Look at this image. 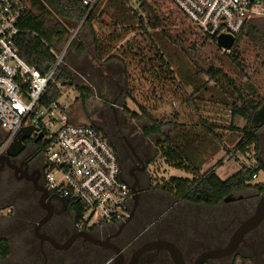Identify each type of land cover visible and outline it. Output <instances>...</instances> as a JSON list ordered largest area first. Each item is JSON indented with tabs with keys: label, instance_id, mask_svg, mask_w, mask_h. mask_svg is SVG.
I'll use <instances>...</instances> for the list:
<instances>
[{
	"label": "trees",
	"instance_id": "1",
	"mask_svg": "<svg viewBox=\"0 0 264 264\" xmlns=\"http://www.w3.org/2000/svg\"><path fill=\"white\" fill-rule=\"evenodd\" d=\"M169 1L173 4L171 0ZM27 2L31 5V10L21 23L22 34L16 41V47L20 57L41 73L48 74L55 67L57 59L52 50L56 53L60 52V47L71 35L72 27L83 23L91 30L96 62L119 61L125 68L127 63H133V58L141 55L138 64L143 65L145 74L152 73L158 82L177 86L171 92L194 112V115L188 117V125L180 122L178 118L170 121L155 120L147 108L141 109L143 117L153 124L151 128H143L145 136H158L162 139L156 144L160 158L167 166L192 175V178L170 177L167 182L161 184L160 190L166 196L169 194L177 202L215 206L234 192L250 188H257L260 193L264 192V185L252 184L254 176L264 171V163L257 154L256 165H244L238 174L226 181L217 174L216 169L219 166L205 173L200 172L202 164L198 160L199 142L205 143L207 138L214 139L219 144L223 142L214 134L213 127L206 118L199 116L195 118L200 106L204 104L218 105L223 109L230 107L234 117L244 119L251 118L262 107L263 100H259L255 85L249 80L246 81L247 74L240 49L244 40L248 39L258 51L264 52V19L250 21L237 37L234 48L221 55L222 63L229 68V72H226L225 69L216 66L202 51L205 44L211 43L222 52L216 38L193 28L174 4L176 10L192 28V35L196 37L195 42L180 40L168 31L167 16H164L154 0H136L138 9L133 8L130 0H108L107 10L101 13L98 7L102 1L90 13L81 0H27ZM112 10L115 14L108 22L107 16L110 17L109 11ZM93 24L99 25L100 30L97 31ZM136 31L144 36L142 42L130 40L119 48L120 43ZM160 40L171 47L180 48L195 69L196 76L186 74L183 80L179 81L173 70L172 59L166 58V52L163 51L166 50V46H158ZM142 43L148 45V51L155 53L153 59H146L147 48L140 46ZM70 47L71 49L77 47L79 55L85 52V47L82 45L74 44ZM120 55H124V59ZM71 78L68 68L60 66L54 80L65 83ZM54 80L42 99L44 106L59 102L62 97L60 90L53 85ZM238 80L246 82L239 84ZM77 89L84 95L86 93V96L90 94L86 88ZM188 89H192V93H189ZM214 90L221 94V99L215 98ZM166 128H169L168 132H165ZM242 133L243 137L237 146L232 151L227 149L228 154L234 159L249 157L254 150L259 152L260 143L256 131L245 129ZM11 254L9 240L0 238V261H6Z\"/></svg>",
	"mask_w": 264,
	"mask_h": 264
},
{
	"label": "rangeland",
	"instance_id": "2",
	"mask_svg": "<svg viewBox=\"0 0 264 264\" xmlns=\"http://www.w3.org/2000/svg\"><path fill=\"white\" fill-rule=\"evenodd\" d=\"M107 2L108 0H102L100 3L98 7L100 13L103 10H107ZM130 2L134 9H138L136 0H130ZM154 3L159 6L164 16H167V20L169 21L168 31L172 32L173 36L186 42L187 40H191V42L196 41V37L192 35V28L169 0H154ZM114 14L113 10L109 11L110 17L107 16L108 22L111 21ZM94 26L97 31L100 30L99 25ZM90 31V27H85L83 23L72 27L71 35L66 43L60 47V52L68 48L61 66L68 68L72 78L68 79L65 83L62 81L57 82L56 80L53 82V85L62 94L59 103L67 107V112L76 125L91 124L101 129L105 128L115 131L118 119L122 130L125 127L131 131L129 133L127 130V136L131 135L133 138H140L144 134L143 128H151L153 125L147 121V118L143 117L141 113L142 108H147L155 120L170 121L178 118L180 122H185L188 125V117L194 115V112L185 102L177 99L176 95L171 92L177 86L172 84L166 85V83L162 84L156 80L152 73L151 75L145 74L143 65L138 64V58L141 55L133 58V63H127L125 68L119 61H111L109 63L96 62ZM143 38L144 36L140 32H133L120 43L119 48L125 46L130 40H134L137 43L142 42ZM74 44L76 46H84L85 52L79 55L77 47L72 49L70 47H73ZM161 45L162 47L166 46V50L163 51L166 52V58L172 59L173 70L176 72L179 81H182L183 76L186 74L196 76L195 69L180 48L171 47L165 41L160 40L158 41V46L161 47ZM140 46L147 48L145 50L147 60L154 58L155 53L148 51L149 48L146 43H142ZM240 50L244 60L245 73L247 74L246 81L249 80L255 85L258 90L259 100H263L264 104V52L258 51L248 39L244 40ZM202 51L216 66L229 72V68L221 61L223 51L220 52L211 43L205 44ZM135 53L138 54L139 51H135ZM120 56L124 59V55ZM246 81L238 80L239 84ZM78 87L86 88L90 94L86 96L87 94L85 93L84 95L77 89ZM188 92L192 93V89H188ZM213 95L217 99L222 98L221 94L216 90L213 91ZM198 116L208 120L213 127L214 134L223 142L219 144L216 140L209 138H207L208 140L205 143L199 142L200 156L198 160L202 164L200 167L201 173L219 166L216 169L217 174L222 180L226 181L238 174L244 165H256V154L258 158L264 160V128L259 131L256 130L260 147L259 152L254 150L249 155L251 158L240 157L234 159L227 151V149L232 151L241 141L243 137L242 130H254L253 115L249 119L234 117L230 107L223 109L218 105L204 104L200 106V111L195 115V118ZM168 130L169 128H166L165 132H168ZM144 138L145 144L147 147H150L153 155L148 170L152 178V188L155 191L160 190L161 184L167 182L170 177L192 178V175L185 171L167 166L160 158L156 144L162 140L161 137L145 136ZM6 180L4 175L0 174V238L11 240L12 254L8 259L9 262L0 261V264H15L24 259L29 250L32 249L35 252L39 248H21L17 239V227L13 230L10 229L12 225H16L18 219H22L20 217L21 211H25L30 199H28V195L20 191L22 188L20 183L12 179ZM252 184L264 185L263 170L259 172L258 178L254 179ZM258 193L259 190L257 188H250L242 192L251 202L250 210L246 214L245 212L242 214V220L247 219L253 214L262 196V194L258 195ZM155 196L154 207L149 212L151 222L158 217L160 218V215L167 211V196L165 194L160 195L159 193ZM143 205L144 203L140 202V208L135 212L134 223L143 216L142 213L146 210L145 205ZM33 207L36 209V204ZM8 209L12 210L11 214L7 213ZM34 211L36 212V210ZM148 224L154 227V224H150L149 222ZM238 226L239 221H235L231 234Z\"/></svg>",
	"mask_w": 264,
	"mask_h": 264
},
{
	"label": "flooded vegetation",
	"instance_id": "3",
	"mask_svg": "<svg viewBox=\"0 0 264 264\" xmlns=\"http://www.w3.org/2000/svg\"><path fill=\"white\" fill-rule=\"evenodd\" d=\"M116 125L115 131L99 129L119 156L124 180L129 183L131 191L135 188L137 192L136 211L140 202L145 205L146 210L136 223L133 217L129 223L105 225L91 233L79 231L69 204L60 195L46 189L43 139L37 141L32 135L24 141L23 148L15 157H8V149L0 155V174L6 181L12 179L20 183V191L30 199L25 211H21L22 219H18L10 229L17 227L21 248H39L35 252L29 250L24 259L15 264H119L114 249L119 250L121 264H195L204 253L224 249L228 245L236 230L231 234L235 221L240 224L242 214L251 207L250 199L242 194L244 191L234 192L228 196L229 201L226 197L215 206L177 202L167 194V212L151 222L149 212L154 207L155 195L165 194L152 188L148 170L152 151L144 142V134L133 138L126 135L127 128L122 130L118 119ZM263 128L264 125H254L255 131ZM7 136V132L0 128V148ZM260 160L264 163L262 158ZM37 187L48 191V200L43 202L45 209L40 205L43 193ZM261 194L264 192L258 193ZM31 202L36 204V209ZM165 217L167 219H163ZM160 241L174 244L181 253L180 259L176 261L169 249H159L163 248L157 243ZM207 264H264V221L245 236L233 253L209 260Z\"/></svg>",
	"mask_w": 264,
	"mask_h": 264
},
{
	"label": "built area",
	"instance_id": "4",
	"mask_svg": "<svg viewBox=\"0 0 264 264\" xmlns=\"http://www.w3.org/2000/svg\"><path fill=\"white\" fill-rule=\"evenodd\" d=\"M81 1L90 13L102 0ZM171 1L193 28L216 40L221 35L237 39L250 21L264 19V0ZM30 10L27 0H0V128L8 135L0 155L23 128L34 127L33 137L43 134L45 143L46 189L71 205L78 230L91 233L125 223L134 197L116 150L96 126L72 122L66 106L42 104L68 48L52 50L57 62L48 74L29 66L18 53L21 23Z\"/></svg>",
	"mask_w": 264,
	"mask_h": 264
},
{
	"label": "water",
	"instance_id": "5",
	"mask_svg": "<svg viewBox=\"0 0 264 264\" xmlns=\"http://www.w3.org/2000/svg\"><path fill=\"white\" fill-rule=\"evenodd\" d=\"M236 40L237 39L233 36L221 35L217 39V45L220 49H224V50L230 52L234 48V46L236 44ZM252 122L255 126H263L264 125V104L262 105V107L257 112L254 113ZM35 131L36 130L34 127L23 128L18 133V135L15 137L12 144L9 146V148L7 150L8 157H15L17 155V153L20 152V150L23 148L24 141L30 139V137L32 136V134ZM42 139H43V134H40L37 138V141H40ZM37 190L43 193L42 197H41L40 205L42 208H44L43 202L48 200V196H49L48 191L45 190L44 188H38V187H37ZM132 193H133L135 205H134L133 210L131 212V217L127 220V223H129L133 219L135 212H136V209H137V206H138V200H137V194H136L137 192H136L135 188H133ZM229 200H230V198L228 197L226 199V201H229ZM263 221H264V194L261 196L259 203L255 209V212L250 217H248L247 219L240 222L239 226L236 228L235 232L233 233L228 245L226 247H224V249L204 253L201 257H199V259L196 261L195 264H207V262L209 260L229 256L231 253H233L235 251L236 248L239 247V245L243 242L245 236L248 235L249 233H251L256 228H258ZM124 225H126V224H123V226ZM157 243H159L161 245V247H163V248H159V249H164V250L169 249L172 252L176 261H177V258L180 259L181 253H180L179 249L174 244L169 243L167 241H160ZM57 249L58 250H66L68 248H57ZM114 251H115L116 257H117L116 259H118V257H119V264H121L122 259L120 258L119 250L114 249Z\"/></svg>",
	"mask_w": 264,
	"mask_h": 264
},
{
	"label": "crops",
	"instance_id": "6",
	"mask_svg": "<svg viewBox=\"0 0 264 264\" xmlns=\"http://www.w3.org/2000/svg\"><path fill=\"white\" fill-rule=\"evenodd\" d=\"M71 121L73 122V120L71 119Z\"/></svg>",
	"mask_w": 264,
	"mask_h": 264
}]
</instances>
